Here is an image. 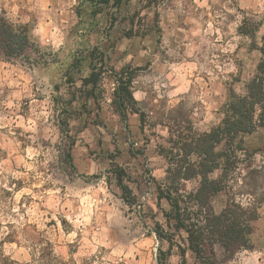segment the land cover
I'll return each instance as SVG.
<instances>
[{
	"label": "rangeland",
	"instance_id": "1",
	"mask_svg": "<svg viewBox=\"0 0 264 264\" xmlns=\"http://www.w3.org/2000/svg\"><path fill=\"white\" fill-rule=\"evenodd\" d=\"M207 2L0 0L12 22L30 17V33L54 23L65 39L55 53L34 43L35 61L0 56V228L6 216L19 218L15 208L25 221L18 235L26 233L33 246L52 242L71 264H156L157 246L170 248L171 264L180 262L177 244L186 246V234L166 219L169 204L157 199V183L169 159H184L183 144L219 124L233 94L247 93L263 59L264 36L257 39L254 30L251 43L221 51L228 41L216 39L221 26L212 19L219 7ZM209 24L218 31H205ZM249 31L245 25L237 34ZM86 71L98 74L94 90L84 85ZM120 72L132 78L143 121L115 107ZM256 114L257 129L243 136L247 152L226 172L221 159L215 172L231 178L227 194L213 200L216 211L227 197L251 196L248 206L259 212L252 248L224 264H252L251 254L264 246V107ZM117 168L135 201L118 186ZM160 228L172 244L158 238ZM7 243H17L12 232L0 248ZM186 256L196 264L191 251Z\"/></svg>",
	"mask_w": 264,
	"mask_h": 264
},
{
	"label": "trees",
	"instance_id": "2",
	"mask_svg": "<svg viewBox=\"0 0 264 264\" xmlns=\"http://www.w3.org/2000/svg\"><path fill=\"white\" fill-rule=\"evenodd\" d=\"M109 1L91 0L94 5ZM122 1L116 0L117 5ZM33 45L28 26L14 23L0 12V56L6 60L26 58L31 61ZM261 51L263 59L258 65L257 74L246 85L247 93L233 94L223 120L209 131L198 134L191 142L183 144L184 159H169L165 176L157 183V199L166 200L169 204V210L164 212L166 219L174 222L176 231L186 234V246L177 244L180 256L178 264H188V250L194 255L196 264H224L239 250L252 248L250 235L254 229L252 223L259 215L257 207H241L234 198L227 197L225 206L216 211L213 200L219 194H227L231 179L225 173L227 165L232 166L247 152L243 136L258 127L257 109L264 107V37ZM97 76L95 71L91 72L84 78V85H92L91 90H94ZM131 82L130 76L120 72L114 91L115 107L122 116L128 110H133L143 121V112L135 106ZM67 157L71 161L70 152ZM221 159L226 162L225 172L215 175L220 169ZM123 173L122 169L117 168L118 186L127 201H135V196H131V190L123 183ZM192 180L197 182L196 186L187 190L184 184ZM157 235L160 240H168L172 244L162 228L157 230ZM39 245L43 246L40 249V264H71L56 253L52 242L42 240L36 244ZM169 255L170 248L163 250L159 247V264H171Z\"/></svg>",
	"mask_w": 264,
	"mask_h": 264
},
{
	"label": "clouds",
	"instance_id": "3",
	"mask_svg": "<svg viewBox=\"0 0 264 264\" xmlns=\"http://www.w3.org/2000/svg\"><path fill=\"white\" fill-rule=\"evenodd\" d=\"M71 2L75 4L77 0H71ZM197 3L200 7H209L207 0H203L202 3L200 0H197ZM212 5L219 7V11H215L212 17L213 23L221 26L216 39H220L223 36L228 41L227 46L222 47L221 51L231 52L238 42H243L245 45L251 43L250 36L253 30L255 31L257 39L264 36V0H212ZM44 16H47V13H44ZM217 16L220 17L219 20L216 19ZM53 18L55 19V14ZM29 21L30 17L24 16L19 22L28 24ZM245 25L250 30L249 35L237 34V29ZM46 28L51 30L50 34L45 33ZM205 31L211 33L218 31V29L213 28L212 24H209ZM196 35H199V33H196ZM30 39L33 40L41 51L51 53H55L57 49H60L65 44L60 27H57L54 23L33 27L30 33ZM83 75L87 76L88 72H84ZM76 86L79 87V83ZM237 91L239 92L240 89L238 88ZM135 98L137 100L141 99L140 94H136ZM47 162V160H44L42 164H47ZM5 187H7V184H5ZM251 200V196L244 198L237 197L236 202L241 207H247ZM12 211L16 212L19 218L14 219L11 216L5 217V226L0 228V242L5 237H8L9 232H12L17 243H7L0 248V264H40V249L43 246H33V241L28 238L26 233L18 235L20 229L24 227L25 221L24 217L19 214L18 209L14 208ZM9 223L12 225L11 229L7 227ZM20 244H22V247H18ZM251 261L252 264H264V246H261L260 250L251 254Z\"/></svg>",
	"mask_w": 264,
	"mask_h": 264
},
{
	"label": "water",
	"instance_id": "4",
	"mask_svg": "<svg viewBox=\"0 0 264 264\" xmlns=\"http://www.w3.org/2000/svg\"><path fill=\"white\" fill-rule=\"evenodd\" d=\"M158 250H159V246H157V254H156V264H159V258H158Z\"/></svg>",
	"mask_w": 264,
	"mask_h": 264
}]
</instances>
